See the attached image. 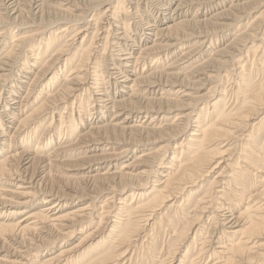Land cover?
<instances>
[{"label":"bare ground","instance_id":"1","mask_svg":"<svg viewBox=\"0 0 264 264\" xmlns=\"http://www.w3.org/2000/svg\"><path fill=\"white\" fill-rule=\"evenodd\" d=\"M59 1L61 0H51L50 2L47 0H29L30 4L27 5L29 10H26L24 7L27 3L26 0H0V6L6 10V14L9 16L8 19L0 16V25L2 22L4 23V27L0 29V80L6 81L13 76L15 71L11 67L12 63H17L26 68L19 67L17 72L21 70L25 73L33 74L30 83H28L29 86L27 87V90H25L23 96H18V93H15V91L18 90L17 88H21L20 86L22 85L19 86L17 83L13 85L11 89L13 92L10 93V96H16L17 100H14V97H10L9 104L12 103L17 105H15L16 107L10 105L9 112L11 113V116L8 114L6 116L5 112H1V116L11 122H14L15 117H18L19 119L16 121L14 133L22 132L23 130L21 129L24 126L23 124H28V122L35 118V116H40L38 119H42L46 114L44 113L46 109H54L58 105L68 102L69 98L74 96V93L72 92L78 90L79 86L81 87V85L84 86L85 84L86 87L91 84L95 85L94 87H88L87 92L90 94V100L95 102L96 107L103 110L104 115H102L101 112H97L98 115L89 116L91 114V108L86 113L82 112L85 120L89 117L91 121L90 123H92V120L94 122H98L99 120V123L96 125H90L89 129L78 135L79 137L75 139L76 142L68 147L58 145L63 139L61 133L63 132L62 126L65 122V119H62L61 117L59 120L60 128L58 141L56 142L58 146L47 154H39L43 153L45 150H42L43 152L38 151L40 146L38 143L32 151L21 149L16 152H11L10 155L0 160V179L5 175L11 178L10 180L17 178H15V173H18L17 170L15 172L9 170L13 169L7 163L10 158H18V160L22 159L25 163L31 162L35 164V162H37L41 165L42 172L45 171L48 173L51 169L50 164L56 163V159L53 157L57 156L60 152L68 148H71L72 151L82 150V155L79 158L72 160V163L75 162L79 168L82 169L95 168L96 172L94 174H85L86 176L79 177V179L83 182H86V180L97 182V184L95 183V186L97 187L98 192L96 197H93L91 204L79 206L78 209H75V211L79 210L78 213L72 215L75 217L82 216L84 218L91 215L92 217L89 218L87 222L85 221L83 225L86 224L85 226L88 228L94 224L97 226L93 232H89L87 235L90 233L95 234L96 237L102 235L104 239L98 242L100 245L97 250L99 251L94 252V249H91L88 252V256L85 258H88V260L90 259L89 261L87 260L86 262L79 258L76 259L69 257L65 259V264L67 261H70V264H77L79 260L81 264H120L119 260L121 258H126L131 246L141 238L142 233L145 235L148 232L150 225L151 228L154 227V225H161V218H159L158 221L154 219L157 215V211H159L163 207L162 204L166 202L163 201V198L167 199L170 197L169 199H174L177 194H180L185 188H187V184L191 183L190 185H193L195 181H200L201 178L205 177L214 168L219 166V164H225V161L228 160L232 162L226 163L218 176H223L225 168L230 167L232 173L227 175H230V183H235L236 180L242 182V187L237 188L239 191L238 196L236 193H233L237 196L236 201L240 205L247 204L253 200L254 203L251 207H245L244 210L240 211L237 215L230 214L225 216L222 220L223 222H221L223 225L221 228L223 231L226 226L232 229L231 231H228V236L234 235V233L238 235L240 231L239 229L234 230L236 226L247 222L248 225L245 229H250L252 233L254 232V237L252 238L264 236V171L263 176H259L260 180H257L256 173H253L246 167V165H249L255 168V171L257 172H260V170H263L262 168H264V9H262L258 15L256 14L257 16L251 18V15L254 14L253 10L260 9L262 6L261 3L264 2V0H175L172 9L165 5H160L157 7V10L162 16H159V23H156L158 27L150 28L153 27L152 24H142L143 31H153V37H158V40H148L150 39L148 38L146 41H141L144 45L137 46L138 54L134 57H132V52L135 51L133 49L135 46V38L130 40L132 37L125 33L129 24L123 22L124 26L122 27L121 25L120 27V30L123 29L122 32H119L117 33L118 35H116V19L119 20V14L122 13V9L123 11L125 10L124 4L127 0H97L92 2V7H87L88 9L84 10H80L81 8L77 7L75 4H70L68 1L65 2V5L67 6L62 7ZM147 1L148 0H145V2ZM170 1V3H172L173 0ZM53 2L57 3L61 8H59V6L53 8L54 5H51ZM227 2H230L229 8L213 12L210 17H206L204 14L205 11H209L212 7L222 6L223 3ZM32 3H38L36 9L38 8L39 11L47 10L48 12L46 14H43V12L41 13L40 22L37 24L38 27L42 26V29L38 32L26 34L25 31H19L20 28L25 27L24 21L20 19V17L30 11ZM194 5L197 6V9L193 16L188 18V13L192 11ZM135 8L136 13H138L140 11L139 2L136 3ZM99 12H101V14L95 18ZM51 13L58 15L60 18L59 20L62 22V25L59 27L56 34H62L69 29L75 30L73 32L70 31L73 34L65 45L66 47L63 45L56 51L57 55L60 54L68 58L70 53L73 54L68 62L69 66L75 63L74 68L70 71L73 73L72 77H64V73L60 75L58 72L59 69L58 71L53 72L55 66H57L55 63H59L56 61V58L50 64H48V61H44L42 66H38L40 65L39 61L42 62V60L36 56L38 55V50L37 53H35L34 49L32 50L35 42H37V44H43L44 48L42 49L45 54L49 51L51 43L55 40L57 41L58 37L51 34L46 42H43L42 37L38 38V36H44L48 31L50 32L47 17H49ZM146 14L148 15V13ZM247 18L249 20H247L248 24L246 23V29L240 30L241 25L236 29L237 23H240ZM35 19L33 20L35 21ZM83 21H85L87 25H91L90 27L94 28L93 38H90L89 40L87 39V45V26H78ZM141 22L142 21H140V23ZM104 23L105 25H108L106 30L108 34L103 46L104 50L100 58L92 60L90 54L91 48L95 47L93 44L95 43L96 36L100 34L99 30L105 27L103 26ZM98 25L101 28H98ZM198 25L202 26L205 31H198L196 29ZM234 31H236L235 34H233ZM231 33L233 34V37L225 46H214L212 57L197 62L196 59L203 54L201 50H208L214 43L212 40L218 43L221 39L226 38V36L229 38ZM6 35L12 36V39L5 44L4 41L6 40ZM109 35L111 37L110 40H108ZM79 38H81L80 43L77 42ZM202 38L203 40L199 44L196 46H190L192 42L195 43ZM128 41L132 42L128 45ZM163 41H167L168 43L164 44ZM82 42H85L83 47ZM110 44L111 47H118L117 50L112 52V54L115 53V55L121 56V53L119 52H122L124 55L123 58L121 57L120 59H117V68L116 62L111 67L107 68V66H104L105 60L103 59ZM77 46L78 50L75 53L74 49L77 48ZM125 46H129V53H126L122 49L125 48ZM5 48H7V50H5ZM158 50H162L157 53H162V56L158 59H154L153 63H158V60L162 57L172 56V60L167 64V67L160 71L152 70L151 67H148L146 71L143 69L139 71L138 65L140 61ZM73 51L74 53H72ZM179 52L180 54H178ZM27 53L29 54L28 61L24 59ZM241 57L244 58L241 60ZM233 59L235 63L231 62ZM99 61H102V68H99L100 66L97 64ZM191 61L192 63L186 67V71L181 72L178 70L181 69L180 66H184ZM209 63L217 66V69L213 70ZM249 63L250 65L248 66ZM231 64L235 67L229 69V71H226V74L222 75L220 69L223 67H229ZM247 66L250 68L248 69ZM32 67L39 68L34 72L28 69ZM64 67L65 72L66 66ZM91 69L93 70L92 72ZM81 71H84L83 74H80ZM103 71L104 73H107L106 77L108 79L106 81ZM17 72L15 73L18 75L19 73ZM188 73L190 74L186 76ZM230 74L234 75L231 82L228 79ZM199 75H204V77H206L209 82H213L214 85L209 86L207 92L202 95L190 96L186 90V88H188L187 84L191 83L193 81L192 79ZM110 78H113L114 80L112 84L113 87H115V93L118 89L119 94L122 93L123 95H127L125 98L117 100L114 98V95L112 97L106 95L107 88L104 84L109 81ZM16 79L19 82H24L19 76H17ZM45 79H48L49 82L47 88L53 87L54 90H60H57L55 94L51 95L48 94V89L44 93L40 91L38 97L43 93L46 96L45 100L40 102L36 108L28 114L23 115L20 113L22 110L18 113L16 109L20 105V107L23 106L22 100H30L33 91H36L38 87H41L42 82ZM225 80H228L229 83L226 82L227 85L223 86ZM1 83L2 82H0V84ZM66 83H71L72 86L70 87L69 85H66ZM195 83H200L203 86L205 85L200 81H196ZM99 84H103V88H98ZM93 88H95V90L90 91V89ZM175 88H178L177 91ZM84 90H86V88ZM172 91L175 93L179 92L181 95L178 96L188 100L190 99L192 103L184 102L185 99L182 101L172 99L175 98L172 96H167L169 99H165L167 98L166 96H164V98L162 96H156L158 93L162 94V92L167 93ZM97 94H100V96ZM94 95H97V97H94ZM157 99H160L161 101L158 100L157 102ZM88 100L89 99L85 101L87 102L86 108H89L88 106L91 104H88ZM80 103H82L81 99L79 100V104H77L79 108ZM65 113L66 111L64 108L60 116ZM108 113L111 114V118H108L106 121L104 116ZM70 114L71 116H68L69 119L75 114L73 109ZM85 114L87 116H85ZM172 114L174 116L176 115L175 117L178 120V123H176L180 128L178 134H181L182 136L185 135L184 140H182L180 144H183V142L186 141L187 152L184 154V150L181 147L179 153L180 155L184 154L186 156L184 159H178L177 156L172 155L169 159V163L172 164H167L168 161L162 162L160 159L165 154L164 152L166 149H163V146H160V148L151 151L143 149L139 156L133 155L130 162L122 164L120 167L121 169L119 170H116L117 168L113 167L116 159L121 156L129 155L134 151V148L137 145L143 143L141 139L144 140L146 139L145 137L148 138V136L152 137V139L156 138V140L163 139L164 136L162 131L158 128L160 126L156 127V122L154 123L152 119L159 117L164 119ZM193 114H195V116H192ZM139 118H143L140 122L149 120V125L143 126L142 124L140 125L136 123L135 121L139 120ZM96 119L98 120L95 121ZM35 122L36 124H39L38 120ZM7 124L8 123L5 121L6 126ZM81 124L82 122L79 121L78 126ZM192 126H195L196 129H193ZM76 127L77 126L75 125L69 128L70 136L74 135ZM188 127L189 129L191 128V132ZM6 128L8 129V126ZM232 128H235L236 131H241L240 134H236L232 139L235 144L239 143V152L236 159L234 158V151L226 153L228 148L226 150H221L222 146L217 147L218 143L224 139L221 136H225L228 133L229 138L234 135V133H232L234 132ZM163 129L165 130L168 128ZM116 134H127L134 138L131 143H127L130 145L125 149L116 152L114 151V148L120 141L119 138H116ZM0 136H6L8 141L12 142L14 135L8 136L5 135L4 132H0ZM172 137H175V135L168 136V139L171 140ZM52 138H54V136H50L48 140ZM29 143L30 140L28 137L23 140L22 146L29 145ZM49 144L50 143L47 142V146H49ZM6 148H11L10 143L6 145L5 150ZM90 151L98 153L87 155ZM247 159L250 160L249 162L251 165L246 163L245 166H238L240 165L239 160L244 162V160L247 161ZM62 162L65 163L69 161L68 159H64ZM155 165L156 168L160 169L161 173L164 172L163 175L159 174L160 172H158L157 169L154 170ZM155 174L158 175L155 176ZM18 176H22V174ZM152 176L156 177L152 179L153 183L149 180ZM159 176H162L163 178H160ZM23 177L25 176L23 175ZM245 177H248L249 180L245 179ZM134 178H140L136 180L140 184L129 185L126 183L127 180H133ZM142 178H144L145 183L140 181ZM20 179L21 178H17V180ZM41 179L42 178H40L39 182L43 181ZM245 181L249 182V188L254 184L258 185V193L252 195L249 194V196L245 198L244 192L247 189ZM23 182H27L26 178H24L21 183ZM230 183H227V190H230ZM142 184H144V187L141 186ZM118 185L119 187L122 186L123 189L132 190L130 192L131 202L129 203H133L134 200L137 199V194L142 193V191L144 192L145 189L148 188H150V192H154V195L150 193V196L145 194L144 197L138 198L137 205L132 211H130L121 207V204L124 207H127L130 205L129 203L121 202L122 200H119L116 203V187H118ZM156 188L159 189L156 190ZM107 191L110 192L109 195L104 194ZM208 193L209 191L204 192V195L195 201L194 206H196L197 209L200 208L198 207V203L204 202L203 199L208 196ZM225 193V191H222L223 196ZM183 194L180 196L182 197ZM98 196H105L99 204L96 203ZM20 197L24 198V201L18 203L21 207L32 205V203L38 199L44 202L45 206L42 207L39 212H29L17 223L9 224L8 226L1 225L5 227V229L2 230L0 226L1 234L10 232L9 234L13 235V237L19 235L24 237H34L35 235L38 236L39 233L51 235L49 230L54 226L60 227L59 230H56L55 237L57 238L62 236L72 237L70 234L81 233L83 225L75 226L71 221L68 225L60 222L62 221L61 216L52 215L55 213V208L57 206H65L62 204L63 202L71 203L74 201L73 195L66 198L57 194H48L43 191H36L34 193L25 191ZM254 198H257L258 200H255ZM177 204L178 203H176V205ZM1 206L4 205L0 200V207ZM180 209L183 210V208ZM119 214L125 216L123 217V220H120L118 217ZM97 216L100 217L95 222L94 219ZM133 216L135 219H132ZM72 218L76 219L74 217ZM244 219H246V221ZM56 221L60 224H57L58 222ZM150 221L152 222L149 224ZM194 222L195 220L190 224V229H193ZM148 224L149 226H147ZM77 227L80 228L77 229ZM187 232L182 238V242L186 239L188 235ZM251 235L252 234H249L247 239H251ZM31 237L26 238L32 240L33 238ZM84 237H82L83 241L85 239ZM247 239L244 241L239 240L237 243L232 244V246L236 248L237 255L242 257L244 255H252V257L257 258L264 256V251L256 250L249 253V251L254 248V245L252 244L251 246H248L247 244H249V240ZM32 247L36 248V245L34 244ZM221 247L225 248V245L220 244L219 248ZM122 248L124 249L122 250ZM118 250L119 252L117 253ZM64 254H66V251L63 250H60L58 253L59 256ZM30 256L34 257L35 255L31 254ZM57 258L58 257L56 256L49 257V259L47 258L48 260L42 264H55L56 262H59L57 261ZM127 258H131V256ZM225 259H227V261L225 260V263H223L230 264L234 258L228 256V258ZM187 260L188 262H191V260L189 261V258H187ZM237 261H239V259ZM15 263L25 264V262H20L19 260ZM236 263L237 262L234 264Z\"/></svg>","mask_w":264,"mask_h":264},{"label":"rangeland","instance_id":"2","mask_svg":"<svg viewBox=\"0 0 264 264\" xmlns=\"http://www.w3.org/2000/svg\"><path fill=\"white\" fill-rule=\"evenodd\" d=\"M47 1L50 2L51 0H47ZM66 1L70 2V4H75L77 7L81 8L80 10H84V9H88V8L92 7V5H91V4H93L92 2L97 1V0H61L59 2L61 3L62 7L67 6V5H65ZM128 1H130V2H128ZM26 2L27 3L24 5V7L26 8V10H29V8L27 7V5L30 4L29 0H26ZM137 2H139V8H140V11L138 13H141V11H142L141 14L136 13L135 7H136ZM170 2H171L170 0H148L147 2H145V0H127L125 2V4H124L125 5V10H124L125 13L122 9V13L119 14V16H118L119 20L116 19V35H118L117 33L122 32L123 29L120 30V27H121V25H122V27L124 26L123 22L129 24V27L125 33H126V35L132 37L130 40H132L133 38L136 39V41L134 39V45L135 46L133 49L135 51L132 52V57H134L138 54L137 46L138 45H140V46L144 45L143 42L141 43V41H143V40L146 41V39H148V38H150L148 40H151V39L158 40V37H153V35H152V34H154L153 31L148 30L147 32H144L143 28H142V24H152L153 27H150V28H157L158 25H156V23L157 24L159 23V21H158L159 16H162V15H160L159 11L157 10V7L160 5H165V6L169 7L170 9H172L174 7L175 0H173L172 3H170ZM37 4L32 3L31 4L32 8L30 9V11L27 12L26 14H24V16L20 17V19H22L24 21L25 27L20 28L19 31H25L26 34H31L34 32H38L39 30L42 29V26L38 27L37 24L40 22L41 13L43 12V14H46L48 11L47 10L39 11L38 8L36 9ZM261 4H262V6L260 9H258L259 11L253 10L254 14L251 15V18H253L254 16H257L259 14V12L262 9H264V6H263L264 2H262ZM51 5H54L53 8H56L57 6H59L55 2L51 3ZM229 6H230V2L223 3L222 6L220 5V6L212 7L211 9H209V11H205L204 14L206 15V17H208V16L210 17L213 14V12H216L219 10L220 11L225 10V9L229 8ZM59 8H61V7L59 6ZM196 9H197V6L194 5L192 11H190L188 13L187 17L191 18ZM31 10H32V13H31ZM10 13H12V12H10ZM146 13H148V15ZM5 14H6V10L0 6V16L8 19L9 16H7V14L6 15ZM100 14H101V12H99L95 18H97ZM238 14H240V13H238ZM202 15H203V13H202ZM232 15L234 16L233 13H232ZM35 17H36V19H35ZM33 19H35V21ZM59 19L60 18L58 15H54L53 13H51V15L49 17H47L50 32L48 31V33L44 36L43 35L40 37L38 36V38L42 37L43 42H46L48 40L50 34L54 35L55 37H58L57 41L55 40L51 43L49 51L44 54L43 49H42V48H44L43 44H39V43L37 44V42H35L34 48H32V50L34 49L35 53H37V50H38V55H36V56H38L39 59L42 60V62L39 61L40 65H38V66H42L44 61H48V64H50L56 58V61H58L59 63H57V62L55 63V64H57V66H55V69L53 70V72L58 71V69H59L58 72L60 73V75L64 73L63 74L64 77L65 76L72 77L73 73H71L70 71L72 68H74L75 63H73V64H71V66H69L68 62H69V59H71V57L73 56V54H71L68 51L70 53L69 58H68V57L62 56L60 54L57 55L56 51L58 50V48H60L63 45H64V47H66L65 45L67 44L69 39L72 37L73 33H71V32H73L75 30L69 29L68 31H66L62 34H56L57 30L62 25V22ZM247 20H249V19L247 18L245 20H242L240 23H237L236 29L239 28L240 25H241L240 30L246 29V27H247L246 25L248 24ZM140 21H142V22L140 23ZM226 22H229V21H226ZM85 25L87 26V30H88V34L86 35V45H87L88 40L90 38H93L94 28L90 27L91 25H87L85 23V21L81 22L78 26H85ZM103 26H105V27L101 28L98 25V28H101V29L99 30L100 34L96 36L95 43L93 44L95 47L91 48L90 54L92 56V60L100 58L102 56V53L104 50L103 46H104V42H105V39H106L107 34H108L106 32L108 25H105V23H104ZM3 27H4V23L2 22L0 25V29ZM196 29L200 32L205 31V29L200 25H198L196 27ZM235 33H236V31L233 32V34H235ZM233 34L231 33L229 38H228V36H226V38L221 39V41L218 43L215 42L214 40L210 39L214 43L212 44V46L208 50L207 49L201 50V52H203V54H201L196 59L197 62L198 61L200 62L205 58L212 57L213 50H214L213 47L216 45H220L219 47L225 46L230 41V39L233 37ZM5 37H6V40L4 41L5 44L7 43V41L10 42L12 39V36H10V35L9 36L6 35ZM110 39H111V37L109 35L108 40H110ZM202 40H203V38L199 39L195 43L192 42L190 46H196ZM80 41H81V38H79L77 40L78 43H80ZM128 42H129L128 43V45H129L132 41H128ZM148 42H150V41H148ZM163 43L165 44L168 42L163 41ZM84 44H85V42L84 43L82 42V47L84 46ZM128 47L129 46H125V48H122V49L126 53H129L130 50ZM108 48L109 49H107L105 57L103 59V60H105L104 66H107V68H108V67H111L116 62V68H117L118 67L117 66V61H118L117 59H120L121 57L123 58L124 55L122 52H119V53H121V56L115 55V53L112 54V52L117 50L118 47H111V44H110ZM5 50H7V48H5ZM5 50H3V51H5ZM74 50L76 53L78 50V46ZM160 51H162V50H158L157 52L149 54L144 60H141L139 65H138L139 71H141L142 69L146 71L148 69V67H151L152 70L160 71L163 68L167 67V64L172 60V58H171L172 56L162 57L161 59L158 60V63H155V64L153 63L154 59H158L159 57L162 56V53L157 54ZM72 53H74V51ZM178 54H180V52ZM242 58H244V57H241V60H242ZM250 58H251V56H250ZM24 59H26L27 61L29 60V54L28 53L25 55ZM102 61L97 62L98 66H100L99 68H102V66H101ZM231 62L235 63L234 59ZM191 63H192V61L190 63L184 65V66H180L181 69H178V70L181 72L186 71L187 70L186 67H188ZM209 64H211V63H209ZM207 65H208V63H207ZM249 65H250V63L248 64V66ZM64 66H66L65 72H64V68H65ZM211 66H212L211 68L213 70L217 69V66H214L213 64H211ZM248 66H247V68L249 69L250 67H248ZM11 67L14 69L15 72L18 71L19 67L26 69L24 66L18 65L17 63H15V64L12 63ZM229 67L221 68L220 73L222 75L226 74V71H229V69L234 68L235 66H233L231 64V65H229ZM33 68H35V69H33ZM38 68L39 67H32V68H28V69L35 72V71H37ZM115 70H117V69H115ZM92 71L93 70L91 69V72ZM15 72H14L13 76L11 78H8L6 81L0 80V82H2L0 84V132H4L5 135H8V136L14 135L12 142H9L8 139L6 138V136H0V160L2 158L7 157L8 155H10L11 152H16V151L21 150V149H27L29 151H32L37 143L40 144L38 151L45 150L44 152L42 151L43 153H39V154H47V153L51 152L52 150H54L58 145L68 147L71 144L75 143L76 142L75 139H77L79 137L78 135H80L83 132H85L86 130H88L90 125H96L99 123L98 119L95 120V121L98 120V122H94L92 120V123H90L91 121H90L89 117L87 120H85V117L83 116L84 114H82V112L86 113L91 108V114L89 116L98 115L97 112H101V114L104 115L103 110L99 107H96L95 102L90 100V94H89V92H87L88 87L89 88H90V86L94 87L95 85L91 84V85L86 87V84H85L84 86H82V85H81V87L79 86L78 90L72 92V93H74V96H71V98H69L68 102L63 103L61 105H58L54 109L53 108L52 109H50V108L46 109L44 112L46 114L42 119H38L40 116L39 117L35 116V118L30 120L28 122V124H23L24 126L21 129V130H23L22 132L14 133V130L16 127V121L19 118L15 117L14 122H11L10 120L7 121L6 118H2L1 112H5L6 116H7V114L11 116V113L9 112L10 105H13L14 107H16L15 105H17V104H12V103L9 104L10 97H14V100L16 99V96H10V93L13 92V90H11L13 85H15L16 83L19 86L22 85V86H20L21 88H19V87L17 88L18 90H16L15 93L16 94L18 93L17 94L18 96H23L25 94L24 93L25 90H27V87L29 86L28 83H30V79L33 76L32 73L28 74V73H25L21 70L19 72H17V73H19L18 75ZM83 72L84 71H81L80 74H83ZM205 72H208V71H205ZM103 73H104V71H103ZM189 74L190 73H188L186 76H188ZM17 76H19L20 79H22V81H24V82H19L16 79ZM106 76H107V73H104L105 81L108 79ZM233 76L234 75L230 74V76L228 78L230 82H231L232 78H234ZM225 79H226V77H225ZM192 80L193 81L191 83L187 84L188 88H186V90L190 94V96L202 95V94L207 92V89L209 88V86L214 85L213 82H209V80H207L206 77H204V75H199L198 77H196ZM113 81H114L113 78H110L109 81L105 82L104 85L107 88L106 95H109L110 97H112L114 95L115 96L114 98L117 100L121 99V98H125L127 95L126 94L123 95L122 93L119 94L118 89H117V92L115 93L116 90H115V87H113V84H112ZM196 81H200V82L204 83L205 85L203 86L200 83H195ZM226 82L229 83L228 80H225L223 83V86L227 85ZM48 83H49L48 79H45L42 82V86H44V85L45 86L44 87H42V86L38 87L36 91L34 90L35 92L33 91V94L31 96L30 100H28V101L22 100L23 106L20 107L21 106L20 105L16 109V111L19 113V111L22 110L20 113H22L23 115L28 114L33 109H35L36 106L40 102L45 100L46 96L43 93L46 92L47 89L49 90L48 94H50V95L55 94L57 90L58 91L60 90V89L54 90L53 87L47 88ZM66 85H69L70 87L72 86L71 83H66ZM98 86H99L98 88H103L102 87L103 84H99ZM116 87H117V84H116ZM85 88H86V90H84ZM98 88H96V89H98ZM177 89L178 88H175L176 91H177ZM91 90H95V88L90 89V91ZM40 91H42L43 93H41L40 96L38 97V94ZM97 95L100 96V94H97ZM97 95H94V97H97ZM178 95H181V94L179 92L175 93L172 91V92H167V93L162 92V94L158 93L156 96L157 97L162 96L163 98H164V96H166V97L172 96V97H175L172 99L181 100V101L185 99V98L178 96ZM42 98H44V99H42ZM80 99L82 100V103H80V108H79L77 106V104H79ZM87 99H89L88 104L91 103L90 106H88L89 108H86L87 102H85V101ZM165 99H169V98L167 97ZM158 100L161 101L160 99H157L156 101L158 102ZM184 102L192 103V101H190V99L189 100L185 99ZM64 108H65L66 113L64 115L60 116L62 111L64 110ZM72 109H73V112H75V114L69 119L68 116H71L70 113L72 112ZM18 113H17V115H18ZM85 116H87V115L85 114ZM175 116L172 114V115H169L167 118H164V119H162L161 117L156 118V119H152V121H154V123L156 122V127L160 126L158 128H160L162 131V134L164 136L163 139H159V140L157 139L156 140V138L152 139V137H149V136H148V138L145 137L146 139H144V140L141 139L143 141V143L137 145L134 148V151L132 153H130L129 155L121 156L120 158L116 159V162L114 163L113 167H116L117 168L116 170H119V169H121L120 167L122 164H124L126 162H130L133 155L139 156V154L141 153V151L143 149H148L149 151H151V150H156V149L160 148V146H163V149H166L164 152L165 154L162 156V158L161 159L159 158L162 162L168 161L167 164H172V163H169V159L172 155L177 156L178 159H184L186 157L184 154L187 152L186 141L183 142V144H180V143L182 142V140H184L185 135L182 136L181 134H178L180 132V128L176 125V123H178V120L176 119ZM192 116H195V114H193ZM61 117H62V119H65V122L62 126L63 132L61 133V136L63 137V139L57 145L56 142L58 141L59 128H60L59 120ZM108 118L109 119L111 118V114H109V113L106 116H104V119H106V121ZM142 119L143 118H139V120H136L135 122L140 124V125L142 124L143 126L149 125V123H150L149 120H145V122H140V120L142 121ZM147 119H149V118H147ZM37 120H38L39 124H36L35 121H37ZM206 120H208V119H206ZM5 121L8 123L7 124L8 129L6 128L7 126L5 125ZM51 121H52V123H51ZM55 121H57V122H55ZM79 121L82 122V124L80 126H78ZM165 124H167V125H165ZM193 124H195V123H193ZM75 125L77 126L76 131H75L73 136H70V134H69L70 129L69 128L72 126H75ZM166 126H168V127H166ZM192 127H193V129H196L195 126H192ZM163 128H168V129L164 130ZM188 129H189V127H188ZM189 130L191 132V128ZM232 130L234 131V132H232V133H234V135L229 137V138H228V133L225 136H221L224 139L221 140L220 143H218L217 147L222 146L221 150H226L228 148L226 153H228L229 151H234V155H235L234 158L236 159L238 157V152H239V150H238L239 149V147H238L239 143L235 144V142L232 139L234 138V136L236 134H238V133L240 134L241 131H236L235 128H232ZM187 133H186V137H187ZM170 135L171 136L175 135V137H172L171 140H169L168 136H170ZM50 136H54V138L48 140V138ZM28 137L30 140L29 145L22 146L23 140L27 139ZM116 138H119L120 141H119V144H116L114 151L119 152V151H121V149L123 150L128 145H130L127 143H131L133 141L134 137L132 138L127 134H125V135H117L116 134ZM150 139H152V140H150ZM47 142L50 143L49 146H47ZM9 143L11 145V148L10 149L6 148V150H5L6 145H8ZM181 147L184 150L183 155L179 154ZM81 151L82 150L72 151L71 148H68V149H65L64 151L60 152L57 156L53 157L54 159H56V163L50 164L51 169H50V171H48V173H46L45 171L42 172V167L37 162H35V164L31 163V162L25 163V161H22V159L18 160V158H14V159L10 158L7 163L13 169H9V170H11L13 172H15L17 170L18 173H15V178L16 177L21 178V179L26 178L27 182L21 183L23 181V179L17 180V178L10 180L11 178H9L7 175L3 176L2 179H0V200H1L2 204L4 205V206L0 207V226L1 225L8 226L9 224L17 223L18 221H20V219H22L29 212H39V211H41L40 209H42V207L45 206V203L38 199L37 201H35L36 203L33 202L32 205H28L27 207H21L18 203L24 201V198H21L20 196L25 191H30L33 193L36 191H43V192H47L48 194H57V195H60L61 197H66V198L73 195L74 201H72L71 203H67V202L64 203L63 202L62 204H64L65 206H62V205L57 206L55 208V213H53L52 215L61 216L62 221H60V222H63V223L68 224V225H69L70 221L75 226H77V225L80 226V225H83L85 221L87 222L89 220V218L92 217L91 215L86 216L85 218L82 216H78V217L76 216L75 217L72 215V214L78 213L79 210L75 211V209H78L79 206L91 204V202L93 201V197L95 198L97 195V192H98L97 187L95 186V183L97 184V182H94L92 180L91 181L86 180V182H83L79 179V177L86 176L89 174L90 175L94 174L96 172L95 168L82 169V168H79V166L75 162L72 163V160H75L82 155ZM93 151H90L89 153H87V155L98 153V152H93ZM64 159H68L69 162L63 163L62 160H64ZM161 161H158V162H161ZM249 161H250L249 159H247V161L244 160V162L239 160L240 165H238V166L239 167L245 166L246 163H249L251 165V163ZM228 162H232V161H230V160L225 161V164ZM225 164L224 163L219 164V166L214 168L205 177L201 178L200 181L199 180L195 181V183L193 185H190L191 183L187 184V188L184 189L185 192L183 191L180 194H177V196L174 199H169L170 197L167 199L163 198V201H166V202H164L162 204L163 207L159 211H157V215L155 216V219H154V220L158 221L159 218H161L162 219L161 225H154V227L151 228V225L149 226V224L152 221H150L149 224L147 225V226H149L148 232L145 235L143 233L141 234V238L137 242H135V244L133 246H131V248L129 249L126 258H121L119 260V263L120 264H180V263L181 264H224L225 263L224 261L225 260L227 261V259H225V258H228V256H230V258H234L230 262V264H234L235 262H237L236 264H264V256H262L261 258H257V257H252V255L251 256H247V255L245 256L244 255L242 257V256L237 255L236 248L232 246L233 243L235 244L239 240H241V241L246 240L247 236L249 234L253 235L254 232L252 233L250 231V229H245V227L248 225L247 222L243 223V224L242 223L238 224V226H236V228L234 230L239 229L240 232L238 235L234 233V235L228 236V233H229L228 231H231L232 229L229 228L228 226H226V227H224V231H223L221 228L223 226L221 224V222H223L222 220L225 216H228L230 214L237 215L240 211H243L245 207H247V206L251 207L254 203V200H253L247 204L246 203L242 204V205L238 204V202L236 201V197L239 194V191L237 188L242 187V182L236 180L235 183H230L231 182L230 178H229L230 175L227 176L229 173L230 174L232 173L230 167L225 168V173L223 174V176H218ZM246 167L250 171H252L253 173H256L257 180H260L259 176H261V175L263 176L264 168H262L263 170H260V172H257V171H255V168H253L249 165H246ZM155 169H157L158 172H160L159 174H161V175L164 174V172L161 173L159 168H156V165L154 166V170ZM167 170H169V169H167ZM20 174H22V176H18ZM23 175L25 177H23ZM156 175H158V174H155V176ZM155 176H152L151 179L149 178V180H151V183H153L152 179L156 178ZM159 177L163 178L162 176H159ZM40 178H42L41 179V180H43L42 182H39ZM137 179H140V178H134L133 180H127L126 183L129 185L130 184H132V185L137 184L138 185L140 183L138 181H136ZM245 179L249 180L248 177H245ZM28 181H32V182H28ZM140 181L142 183H145L144 178H142ZM227 183H230V186H229L230 190L226 189ZM261 184H262V182H261ZM148 185H149V183H148ZM249 185H250L249 182L245 183V186L247 187L246 191L244 192L245 198L247 196H249V194L250 195L257 194L259 191L258 185L254 184V185L250 186V188H249ZM31 186H32V188H31ZM141 186L144 187V184H142ZM23 187H26V188H23ZM157 189H159V188H156V190ZM131 191L132 190L123 189L122 186L119 187V185H118V187H116V199H115L116 203L119 200H122L121 202H127V203L131 202L130 201L131 200V193H130ZM206 191H209L208 196H206L203 199L204 202L198 203V207H200V208L202 206L203 207L201 209L200 208L197 209V207L194 206L195 201L197 199L201 198L204 195V192H206ZM222 191L226 192L224 196L222 195ZM109 193L110 192L107 191L104 194L109 195ZM150 193L152 195H154L153 191L150 192V188L145 189L144 192L142 191V193L137 194V199H135L136 201L134 200L133 203H129L130 205H128L127 207H124L121 204V207L132 211L133 208L137 205L138 198L144 197L145 194H148L150 196L151 195ZM233 193H236L237 196H235L236 194H233ZM181 194H183L182 197L180 196ZM104 197L105 196H100V197L98 196V198L96 199V203H98V204L101 203V201L104 199ZM188 197H189V201H188ZM254 199L258 200L257 198H254ZM52 200H55V199H52ZM176 203H178L177 204L178 206L176 205ZM131 205H132V207H131ZM180 208H183V210ZM51 217H53V216H51ZM72 217H74L76 219H73ZM99 217L100 216H97L94 219V221L96 222V220ZM118 217L120 218V220H123V217H125V216L119 214ZM132 219H135V217L133 216ZM194 220H195L194 227H193V229H190V224ZM244 220L246 221V219H244ZM56 222H58V221H56ZM57 224H60V223L58 222ZM85 225L82 226L81 233L70 234V235H72V237L71 236H62L60 238L55 237L56 236L55 235L56 230H59V228H60L58 226H54L53 228H50L49 231H50L51 235L50 234H44V233H41V234L39 233L38 236L35 235L34 237L25 235L26 237L33 238L32 240H30L24 236H21V235H19L17 237L16 236L13 237V235L9 234L10 232H6L3 234L0 233V264H16L15 262L17 260H19L20 262H25V264H42L43 262L48 260L49 257H53V256L58 257L57 261H59V262H56L55 264H65V259L69 258V257L70 258H76V259L79 258L80 260L87 262L88 258H85V257L88 256V252L91 249H94V252L99 251V250H97V248L100 245L98 242L101 241L102 239H104V237H102V235L99 237L98 236L96 237L95 234H92V233L87 235L89 232H93V230L96 229L97 225L94 224L90 228H88ZM78 228H80V227H77V229ZM1 229L4 230L5 227L1 226ZM186 232L188 233V235H187L186 239L184 240V242H182L183 241L182 238L185 236ZM36 234H37V232H36ZM252 235H251V239H247V240H249V244H247L248 246H251L252 244L254 245V248L252 250H250L249 253L256 251V250L263 252L264 251V245H262V244H264V236L252 238V237H254V235L253 236ZM84 236H86V237H84ZM82 237L85 238L84 241H83ZM67 238H69V239H67ZM58 239H60V240H58ZM34 244L36 245V248L32 247V246H34ZM220 244L225 245V248L224 247L219 248ZM26 246L29 248H27ZM123 249L124 248H122V250ZM60 250L66 251V254L59 256L58 253L60 252ZM26 251L29 253H27ZM94 252H93V254H94ZM118 252H119V250L117 251V253ZM31 254H33L35 256L32 257V256H30ZM234 254H235V256H234ZM130 256H131V258H127ZM185 258H186V260H185ZM187 258H189V261L191 260V262H188ZM240 258H242V259H240ZM238 259H239V261H237ZM80 260L77 264H81ZM66 264H70V261H67Z\"/></svg>","mask_w":264,"mask_h":264}]
</instances>
